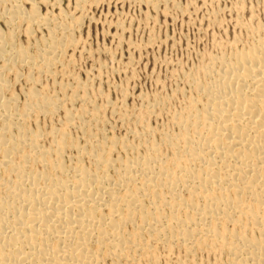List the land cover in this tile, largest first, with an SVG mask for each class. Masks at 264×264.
Returning a JSON list of instances; mask_svg holds the SVG:
<instances>
[{"label": "bare ground", "instance_id": "1", "mask_svg": "<svg viewBox=\"0 0 264 264\" xmlns=\"http://www.w3.org/2000/svg\"><path fill=\"white\" fill-rule=\"evenodd\" d=\"M144 1L154 9L170 2ZM26 4L0 0L8 29L0 33V264H157L158 251H179V264H202L198 253L209 264H264V26L245 27V43L234 40L187 75L194 97L170 115L175 132L153 137L145 123L162 103L155 100L131 145L102 132L95 138L92 126L104 125L97 107L73 112L39 86L35 74L54 79L65 50L77 46L72 28L80 22ZM16 27L27 37L45 29L47 38L29 52L15 45ZM17 69L28 84L21 106L8 93ZM76 86L79 96L68 102L92 106L87 84ZM55 114L62 128L45 137L28 129ZM73 127L83 143L68 136Z\"/></svg>", "mask_w": 264, "mask_h": 264}, {"label": "rangeland", "instance_id": "2", "mask_svg": "<svg viewBox=\"0 0 264 264\" xmlns=\"http://www.w3.org/2000/svg\"><path fill=\"white\" fill-rule=\"evenodd\" d=\"M33 3L40 16L55 18L61 13L80 22L78 28L67 25L72 28L77 48L65 50L64 61L54 70V79L35 74L39 86L48 96L64 99V108H71L73 112L84 108L89 113L92 107H97L104 125L92 126V134L99 139L102 132L107 140L112 137L131 145H137L134 135L143 136L137 120L145 117L147 105L155 100L164 104L162 107L159 104L158 112L155 110L146 120L147 127L155 131L153 137L157 140V132H175L170 115L179 112L187 99L194 97L186 81L187 75L195 73L208 58L229 52L234 40L245 43V27L264 26V0H170L166 5L157 4L158 9L144 0H97L87 3L81 11L76 9L75 0H46L44 4L33 0ZM19 4L27 9L26 0H19ZM4 7L6 5H0V13ZM237 23L245 26L240 28ZM15 30V45L29 52L40 47L47 38L45 29L32 28L29 37L24 27ZM7 32L0 19V33ZM17 74L20 76L16 81L12 74L7 77L8 93L15 95L21 106L22 92L28 84L24 70L17 69ZM78 83L87 84L84 94L92 106L84 105L76 96L77 99L68 102L73 95L79 96ZM28 124L29 130H36L45 137L60 125L62 128V117L60 114L52 118L37 116L35 122ZM67 130L71 139L84 142L78 128ZM41 142L46 145L44 139ZM68 154L69 162L74 153ZM175 252L168 255L171 260L167 261V255L158 251V263L179 264L178 257L182 255ZM196 257L202 264L213 262L205 253H198Z\"/></svg>", "mask_w": 264, "mask_h": 264}]
</instances>
